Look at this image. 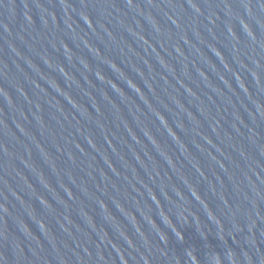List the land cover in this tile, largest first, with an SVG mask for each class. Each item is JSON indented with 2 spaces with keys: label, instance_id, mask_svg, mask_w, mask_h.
<instances>
[{
  "label": "water",
  "instance_id": "water-1",
  "mask_svg": "<svg viewBox=\"0 0 264 264\" xmlns=\"http://www.w3.org/2000/svg\"><path fill=\"white\" fill-rule=\"evenodd\" d=\"M0 264H264V0H0Z\"/></svg>",
  "mask_w": 264,
  "mask_h": 264
}]
</instances>
